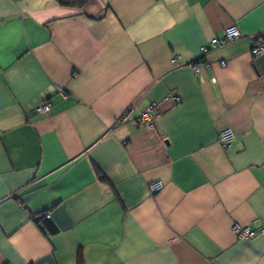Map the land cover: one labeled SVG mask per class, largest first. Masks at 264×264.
I'll return each instance as SVG.
<instances>
[{
    "label": "crops",
    "instance_id": "0c3cea01",
    "mask_svg": "<svg viewBox=\"0 0 264 264\" xmlns=\"http://www.w3.org/2000/svg\"><path fill=\"white\" fill-rule=\"evenodd\" d=\"M260 35L264 0H0V264H264Z\"/></svg>",
    "mask_w": 264,
    "mask_h": 264
},
{
    "label": "built area",
    "instance_id": "2783aa9c",
    "mask_svg": "<svg viewBox=\"0 0 264 264\" xmlns=\"http://www.w3.org/2000/svg\"><path fill=\"white\" fill-rule=\"evenodd\" d=\"M240 37V32L236 28V26L231 25L223 31V34L219 38H212L209 40V47L211 49L217 48L218 46H222L224 44H227L229 42H232ZM200 50L202 52L207 51L208 49L206 47H201ZM252 56H257L262 53H264V35L257 36L255 39V42L250 50ZM220 66H224L225 62L220 61ZM199 66L197 62L191 63V67L194 72L199 71ZM176 97L171 96L170 101L174 102ZM169 99V97H168ZM50 111V104L48 102H44L42 104H39L34 108V112L37 114H49ZM162 111L161 105L151 103L147 107H145L143 110H141L135 118H133L134 124L138 128H152L154 126L155 119L158 117L160 112ZM130 114L131 109L127 110L125 113H123L117 120L116 124L121 126L122 124L126 123L128 120H130ZM233 139V134L230 129H223L221 130L217 135V142L220 144L221 147L225 148L227 147L230 142ZM162 184L160 181H154L151 182L148 185V191L150 194H155L159 190H161ZM36 217H45L49 218L48 212H42L40 214H37ZM232 232L236 235L237 238H252L256 235V232H253L249 230L247 227H242L237 224H233L231 227Z\"/></svg>",
    "mask_w": 264,
    "mask_h": 264
},
{
    "label": "trees",
    "instance_id": "16d2710c",
    "mask_svg": "<svg viewBox=\"0 0 264 264\" xmlns=\"http://www.w3.org/2000/svg\"><path fill=\"white\" fill-rule=\"evenodd\" d=\"M55 2L63 7H74V8H81L83 7L88 0H55ZM98 179L102 182H107L106 176L97 170ZM35 224L48 235H54L57 232V228L54 224L50 221L49 218L45 217H36L34 218Z\"/></svg>",
    "mask_w": 264,
    "mask_h": 264
}]
</instances>
